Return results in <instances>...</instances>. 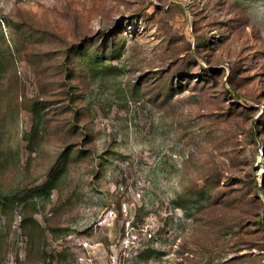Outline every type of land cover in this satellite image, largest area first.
Listing matches in <instances>:
<instances>
[{
	"label": "rangeland",
	"instance_id": "rangeland-1",
	"mask_svg": "<svg viewBox=\"0 0 264 264\" xmlns=\"http://www.w3.org/2000/svg\"><path fill=\"white\" fill-rule=\"evenodd\" d=\"M70 233L264 264V0H0V264H79Z\"/></svg>",
	"mask_w": 264,
	"mask_h": 264
},
{
	"label": "built area",
	"instance_id": "built-area-1",
	"mask_svg": "<svg viewBox=\"0 0 264 264\" xmlns=\"http://www.w3.org/2000/svg\"><path fill=\"white\" fill-rule=\"evenodd\" d=\"M121 212H127V205L123 204L121 207ZM116 218L114 211H108L105 213L96 223V227L102 228L109 225ZM97 230L103 229H93L94 233ZM143 239L151 240L153 238V233L151 229H125L124 236L119 244V251H123V256L127 250H137L140 248V244ZM93 238L87 236L84 233H70L65 237L66 246L73 249L78 254L79 264H126L125 259L121 256L119 257L118 253L113 251L105 262L98 261L97 255L100 252L101 248L104 247L102 242H93ZM126 255V254H125ZM127 254L126 256H128Z\"/></svg>",
	"mask_w": 264,
	"mask_h": 264
},
{
	"label": "trees",
	"instance_id": "trees-1",
	"mask_svg": "<svg viewBox=\"0 0 264 264\" xmlns=\"http://www.w3.org/2000/svg\"><path fill=\"white\" fill-rule=\"evenodd\" d=\"M152 254H155L154 252H152Z\"/></svg>",
	"mask_w": 264,
	"mask_h": 264
}]
</instances>
